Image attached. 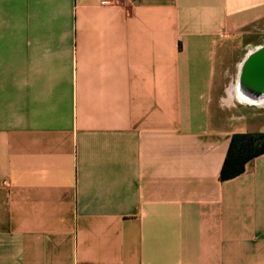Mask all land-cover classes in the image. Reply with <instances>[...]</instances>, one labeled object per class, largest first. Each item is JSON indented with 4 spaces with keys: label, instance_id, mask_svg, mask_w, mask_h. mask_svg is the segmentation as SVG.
I'll return each instance as SVG.
<instances>
[{
    "label": "crops",
    "instance_id": "0c3cea01",
    "mask_svg": "<svg viewBox=\"0 0 264 264\" xmlns=\"http://www.w3.org/2000/svg\"><path fill=\"white\" fill-rule=\"evenodd\" d=\"M260 22L264 0H0V264H264V152L219 179L264 131L222 109Z\"/></svg>",
    "mask_w": 264,
    "mask_h": 264
},
{
    "label": "rangeland",
    "instance_id": "374dc122",
    "mask_svg": "<svg viewBox=\"0 0 264 264\" xmlns=\"http://www.w3.org/2000/svg\"><path fill=\"white\" fill-rule=\"evenodd\" d=\"M249 32L241 35L231 43V46L223 54L222 61V103L223 111L229 112H247L249 114H264V103H250L239 95L233 89L236 84L239 73V62L249 49L264 44V23L260 22L248 29ZM228 105V106H227Z\"/></svg>",
    "mask_w": 264,
    "mask_h": 264
},
{
    "label": "trees",
    "instance_id": "16d2710c",
    "mask_svg": "<svg viewBox=\"0 0 264 264\" xmlns=\"http://www.w3.org/2000/svg\"><path fill=\"white\" fill-rule=\"evenodd\" d=\"M264 152V131L235 132L219 172L221 181L243 173L259 154Z\"/></svg>",
    "mask_w": 264,
    "mask_h": 264
},
{
    "label": "water",
    "instance_id": "95a60500",
    "mask_svg": "<svg viewBox=\"0 0 264 264\" xmlns=\"http://www.w3.org/2000/svg\"><path fill=\"white\" fill-rule=\"evenodd\" d=\"M241 83L258 95L264 94V47L248 57L241 73Z\"/></svg>",
    "mask_w": 264,
    "mask_h": 264
},
{
    "label": "bare ground",
    "instance_id": "6f19581e",
    "mask_svg": "<svg viewBox=\"0 0 264 264\" xmlns=\"http://www.w3.org/2000/svg\"><path fill=\"white\" fill-rule=\"evenodd\" d=\"M253 53H254V51L251 52L250 55L253 54ZM248 57L245 59V61L243 63H241L240 72H241V69L244 67ZM233 91L237 95H239L240 97L244 98L245 100H249V101H252V102L264 101V94L260 93L258 95L256 92H253L254 90L253 91L249 90V89H247L246 87H244L242 85L240 73L238 75V78H237V81H236V84H235V87H234Z\"/></svg>",
    "mask_w": 264,
    "mask_h": 264
}]
</instances>
